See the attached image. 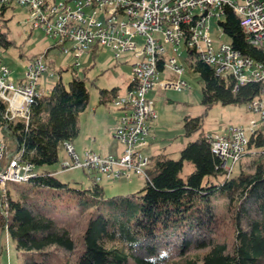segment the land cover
<instances>
[{"label":"trees","instance_id":"1","mask_svg":"<svg viewBox=\"0 0 264 264\" xmlns=\"http://www.w3.org/2000/svg\"><path fill=\"white\" fill-rule=\"evenodd\" d=\"M10 8L15 5L0 1V18ZM218 24L234 49L264 64V47L247 40L241 18L230 7ZM12 44L0 31V46ZM53 47L60 48L56 41ZM185 50L189 68L203 83L205 111L216 103L249 107L262 95L263 82L239 84L231 74H217L194 48L186 45ZM158 68L165 70L161 63ZM118 91L100 89L98 104L112 102ZM89 98L86 81L77 73L69 88L60 78L34 97L28 118L12 117L0 97L4 162L20 153L36 170L28 181L9 182L0 192V230L22 252V264H264L262 129L250 134L240 162L247 160L235 176L223 167L213 150V132H207L189 142L180 159L160 154L139 191L108 197L93 177L89 186L76 187L50 168L60 161L66 143L79 136V115ZM203 117H185L186 136L201 130ZM186 161L194 165L187 180L181 175ZM224 197L226 210L219 212L214 200Z\"/></svg>","mask_w":264,"mask_h":264},{"label":"built area","instance_id":"2","mask_svg":"<svg viewBox=\"0 0 264 264\" xmlns=\"http://www.w3.org/2000/svg\"><path fill=\"white\" fill-rule=\"evenodd\" d=\"M28 10L27 23L52 37L60 49L77 59L88 52L109 47L115 58L132 52L133 75L124 95L118 91L113 102L119 111L115 137L124 144L121 156H102L93 150L85 152L82 161L72 143H66L71 159L64 169L83 167L100 181L102 176L116 180L131 172L147 176L151 157L145 153L150 146L152 122L156 119L152 91L169 88L182 90L188 83L181 78L185 68L177 62L186 45L194 48L202 60L215 68L217 74L233 75L239 84L251 80L264 83V64L243 55L228 43L217 49L213 45L209 21L225 17L230 7L241 18L247 40L264 47V0H0ZM145 37L142 47L137 38ZM49 51V50H48ZM48 51L27 65L24 77L14 79L12 71L0 65V97L7 101L12 117H29L30 104L40 95L41 76L49 72ZM163 62V63H162ZM163 64L175 80L159 78L158 65ZM79 66V62H77ZM54 77V73H49ZM264 89L262 90V95ZM255 98L249 108L259 115L247 127H233L227 133L211 135L214 152L231 170L240 162L250 141V134L264 131V97ZM5 144L0 139V190L9 182H25L36 174L35 166L20 153L5 160ZM232 160V166L229 165Z\"/></svg>","mask_w":264,"mask_h":264},{"label":"rangeland","instance_id":"3","mask_svg":"<svg viewBox=\"0 0 264 264\" xmlns=\"http://www.w3.org/2000/svg\"><path fill=\"white\" fill-rule=\"evenodd\" d=\"M27 8L15 5L10 8L4 18H0V31L13 42L9 48L0 46V62L12 71L14 79L24 77L27 65L36 56L48 51L49 72L44 73L40 79V90L48 92L54 84L60 80L69 88V82L73 73L84 78L90 92L89 104L86 110L79 115L80 134L74 141L76 152L83 161L85 152L93 150L106 157L109 155L121 156L124 144L115 138V130L118 127L119 111L115 103L99 105L100 89L120 88V94L124 95L127 85L133 75L132 61L135 58L132 52H126L120 59H116L114 52L109 47L98 50L96 56L88 52L77 59L73 55L65 54L60 48L52 47L55 40L48 37L38 29H31L27 23ZM210 33L213 45L217 49L222 43H228L229 38L224 34L218 21H209ZM138 46L142 47L145 37L137 38ZM181 56L177 62L185 68L181 78L188 86L182 90L169 88L165 91L150 93L149 97L155 99L156 119L153 120L151 146L145 149V153L151 157L153 164L160 154H166L174 159H180L181 150L192 141L199 139L201 134L207 132L225 134L233 127H247L252 119H259L254 111L247 105L216 103L205 111L202 104V80L199 74L193 72L186 62V50L181 49ZM79 62V66L77 65ZM74 67L75 72L72 71ZM69 70H66V69ZM49 73H54L51 77ZM166 68L160 73L159 78L175 80L179 75ZM157 96V97H156ZM264 97V94L262 95ZM204 115L202 128L192 136H186L184 128L185 117ZM76 142L78 144H76ZM60 161L50 166L57 169L56 175L63 182H69L72 186H89L92 181L87 170L83 167L64 169L63 163L71 159L67 148L64 146L60 152ZM244 158L241 162H245ZM241 162L228 170L232 176L239 174ZM232 160L229 165L232 166ZM194 170V165L186 161L182 177L187 180L188 175ZM99 183L104 187L108 197L118 194L135 193L143 188L146 177L131 172L130 176L112 180L102 176ZM2 192V190H0ZM0 194V212L1 207ZM227 198L214 200L217 211L226 210ZM23 254L18 252L12 241L0 230V264H22Z\"/></svg>","mask_w":264,"mask_h":264},{"label":"crops","instance_id":"4","mask_svg":"<svg viewBox=\"0 0 264 264\" xmlns=\"http://www.w3.org/2000/svg\"><path fill=\"white\" fill-rule=\"evenodd\" d=\"M171 76H174L173 74H171ZM129 84H130V81H129V83H128V85H127V87L129 86ZM127 89V88H126ZM119 90H120V88H119ZM153 93H157V91H152ZM152 92H150V93H152ZM157 97V96H156ZM118 120H119V118H118ZM152 126H153V124H152ZM116 138V137H115ZM150 143H152V142H150ZM73 144V146H74V148H75V145H74V142L72 143ZM76 144H78L77 142H76ZM150 146H151V144H150ZM75 151H76V148H75Z\"/></svg>","mask_w":264,"mask_h":264}]
</instances>
